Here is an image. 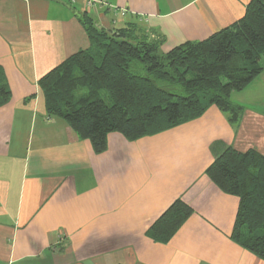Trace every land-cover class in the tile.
<instances>
[{
	"label": "crops",
	"instance_id": "obj_1",
	"mask_svg": "<svg viewBox=\"0 0 264 264\" xmlns=\"http://www.w3.org/2000/svg\"><path fill=\"white\" fill-rule=\"evenodd\" d=\"M250 0H0V264H264L230 237L239 204L206 168L226 147L264 155L261 71L230 99L236 121L209 106L199 117L95 153L44 107L38 79L89 45L74 14L107 31L137 26L165 52L243 16ZM119 8H124L123 15ZM176 199L191 215L165 243L149 226Z\"/></svg>",
	"mask_w": 264,
	"mask_h": 264
},
{
	"label": "trees",
	"instance_id": "obj_2",
	"mask_svg": "<svg viewBox=\"0 0 264 264\" xmlns=\"http://www.w3.org/2000/svg\"><path fill=\"white\" fill-rule=\"evenodd\" d=\"M74 14L88 47L51 68L37 84L46 112L61 117L95 153L106 149L111 132L128 140L153 135L199 117L211 105L236 121L242 106L230 93L243 89L262 69L264 0H250L231 26L165 52L159 51V40L149 41L134 24L107 31L87 12ZM10 97L0 83V105ZM205 173L221 191L239 199L232 240L264 260V155L226 147ZM192 211L176 199L147 235L167 242Z\"/></svg>",
	"mask_w": 264,
	"mask_h": 264
},
{
	"label": "built area",
	"instance_id": "obj_3",
	"mask_svg": "<svg viewBox=\"0 0 264 264\" xmlns=\"http://www.w3.org/2000/svg\"><path fill=\"white\" fill-rule=\"evenodd\" d=\"M73 1H75V0H73ZM84 3L88 7L92 6V5L96 4V3L107 5L106 0H84ZM119 11H120V14L123 15L124 12H125V9L124 8H119Z\"/></svg>",
	"mask_w": 264,
	"mask_h": 264
},
{
	"label": "rangeland",
	"instance_id": "obj_4",
	"mask_svg": "<svg viewBox=\"0 0 264 264\" xmlns=\"http://www.w3.org/2000/svg\"><path fill=\"white\" fill-rule=\"evenodd\" d=\"M70 2L69 3H74V2H76V0L75 1H73V0H69ZM120 12V11H119ZM137 37H140L141 36V33L140 32H137V35H136ZM148 40L149 41H152V40H156L157 41V37L155 36V35H153V34H149L148 35ZM262 58H264V54H263V56L261 57V63H262V61H263V59ZM85 91H82L81 93H84ZM103 97H107V94L105 93V92H102V94H101Z\"/></svg>",
	"mask_w": 264,
	"mask_h": 264
}]
</instances>
